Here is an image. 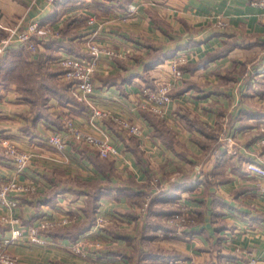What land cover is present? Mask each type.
Here are the masks:
<instances>
[{
  "label": "crops",
  "instance_id": "1",
  "mask_svg": "<svg viewBox=\"0 0 264 264\" xmlns=\"http://www.w3.org/2000/svg\"><path fill=\"white\" fill-rule=\"evenodd\" d=\"M253 1L64 0L49 4L47 0H0L3 26L24 16L41 19L50 29L39 52L31 54L12 44L0 57V136L34 153L19 179L31 178L37 186L35 197L21 195L13 210L0 208L17 219L0 223V236L44 216L58 218L76 207L83 216L87 202L82 197L92 192L98 193L94 212L118 215L133 208L134 197L151 190L157 208L149 210L152 220L144 225L159 228L153 217L172 210L167 203L173 196L194 210L197 221L180 238L156 234L165 250H148L129 264H240L249 256L256 264H264V176L244 167L246 161L261 160L258 126L264 119V7ZM79 11L94 15V22L79 19ZM92 34L102 46L130 52L127 57L102 54L94 92L80 100L69 94L67 81L52 60L60 54L86 53V39ZM225 41L234 43L225 54L202 61ZM154 52L163 54L157 62H151ZM177 52L187 54L189 67L176 80L177 94L167 105L166 115L155 121L133 99L145 82L173 79L168 59ZM23 66L44 69L46 77L39 70L31 77L32 83L43 84L41 104L24 94L29 89L20 87L30 79L20 80L25 78ZM108 76H116L117 81L105 82ZM93 105L137 122L142 134L127 136L109 117H96L119 150L110 160L85 156L71 141L63 156L43 141L66 113L89 129ZM14 171L13 161L2 154L0 176ZM150 174L165 188L157 191ZM75 176L87 180L89 189L79 186ZM54 195L57 200H50L53 206L46 208L42 202ZM124 220L132 221L128 216ZM135 221L143 224L137 217ZM128 224L132 223L124 222ZM91 225L73 237L42 230L49 238L46 244H32L25 233L8 247L37 264H127L111 248L97 255L96 248H91L87 257H80L69 246L83 236L102 237L105 245L119 246L153 238L148 232L138 238L135 227L112 238L101 228L90 232Z\"/></svg>",
  "mask_w": 264,
  "mask_h": 264
},
{
  "label": "built area",
  "instance_id": "2",
  "mask_svg": "<svg viewBox=\"0 0 264 264\" xmlns=\"http://www.w3.org/2000/svg\"><path fill=\"white\" fill-rule=\"evenodd\" d=\"M62 1L64 0H47L49 4ZM253 2L264 7V0H254ZM78 15L79 19L84 20L86 23H92L94 21V17L89 14L87 15L84 11H79ZM219 23L222 24L223 22L220 21ZM49 30L48 24L41 19H27L24 16H21L11 26H3L0 24V31L4 32L0 36V57L5 54L6 50L12 44L25 47L31 54L39 52L38 50L41 46L43 36ZM93 38V36H89L86 39L85 54H60L52 60V63L57 67V70L63 78L71 82L70 88L72 89V93L81 99H86L94 92V73L102 54L112 58L114 56L125 57L126 53L130 52L129 49H126L127 52H117L115 49L105 48ZM187 61V57L182 56H177L172 61V72L176 76V80L183 75V68L181 66ZM176 80L165 83L159 82L158 86L155 84L141 87L139 95L134 99L135 105L150 111L158 110L159 107L172 99L171 90L176 84ZM101 116L109 117L110 112L94 106L93 113L90 116L92 127L89 129L82 128L75 123L74 119L65 116L62 125L53 129L42 139L49 146H53L58 152L65 151L68 141L74 140L77 143H82L93 148L101 157L116 156L119 151L117 144L112 140L109 132L95 122V118ZM114 119L119 131H124L129 135L140 134L141 127L137 122L116 115H114ZM258 128L261 132L258 143L264 148V119L260 120ZM2 148L5 155L13 161L15 171L11 176H0V208L13 210L20 202L21 193L36 191L37 186L35 183L30 180L19 179V175L31 161L34 153L30 149L18 147L8 137L0 136V149ZM245 168L254 174L264 176V149L260 162L255 160L246 161ZM261 190L264 194V186L261 187ZM69 216L67 214L60 219L44 218L36 223L28 224L25 228H14L9 236L4 235L0 237V264H25L11 253L7 247L25 233L29 234L28 236L31 242L46 244L49 238L41 233L42 230H48L59 224H68L72 221ZM14 220L17 219L11 216V214L0 212L1 222L8 223ZM104 220V218L99 217L96 226L101 225ZM240 264H256V259L253 256H249Z\"/></svg>",
  "mask_w": 264,
  "mask_h": 264
},
{
  "label": "rangeland",
  "instance_id": "3",
  "mask_svg": "<svg viewBox=\"0 0 264 264\" xmlns=\"http://www.w3.org/2000/svg\"><path fill=\"white\" fill-rule=\"evenodd\" d=\"M92 16L94 17V20H95V16L94 15H92ZM88 24H90V23H88ZM93 35L94 34H92L90 36H93ZM93 39L95 40V38H93ZM43 47L44 46L41 45L39 47V50L38 51H40ZM104 47L105 48L114 49L113 47H109V46H105V45H104ZM125 51L127 52V50H125ZM128 54L129 53H126V56L125 57H127ZM177 56L187 57V59H188L187 62L189 63V61H190L189 58H188V56H187V54H185V53H179V52H177V53H174V54H172L170 56V58L168 59V66H169V68L171 70V74H172V77H173L172 80L173 81L176 80L175 79L176 76L172 72V65H171V63L174 60V58H176ZM114 57H116V56H114ZM186 63L184 65H182L181 67L183 68V66H185ZM56 68L57 67L54 66V69H56ZM39 71L41 72V74H40L41 76L46 77V75L44 76V69H42V70L39 69ZM95 77H96V71L94 73V82H95ZM19 78H22V77L19 76ZM23 79L26 80V78H24V76L20 80L23 81ZM66 81L65 82L67 83L68 92H70L69 94L71 96H74L75 98L80 99V100H86V99H81V98H78L77 96H75L72 93V89L70 88L71 82L68 81V80H66ZM168 81H171V80H165V81H159V82H164L165 83V82H168ZM159 82H157V81L156 82H152V81L145 82L141 87H144L146 85H155V84H156V86H158L159 85ZM175 83H176V81H175ZM176 84L174 85V87L171 90V95L172 96L177 94L176 93L177 92L176 91V88H177L176 87L177 86ZM22 86H24L25 88H30L28 90V92L25 91L24 94H28V95L33 96L34 98H36L37 103L38 104H41V100H40L41 99L40 98L41 97V95H40V92L41 91L39 90V89H41L40 86L38 87L34 83L33 84H30V83H27V82L24 83V84H22V85H20V87H22ZM138 95H139V93H138ZM137 96L135 98H137ZM134 99H133V102H134ZM171 100L172 99H170L169 102ZM169 102H167L166 104H163L156 111H153V110L150 111V110L145 109V108H142V107L141 108L139 107V108L142 109L148 116H150L152 119H154L156 121L158 119L163 118L166 115V113H167V105L169 104ZM136 107H138V106H136ZM93 108H94V105H93V107H91L90 116L93 113ZM96 108H98V107H96ZM65 116H68V117H71L72 119H74L73 116H72V114H70V113L64 114L63 119L65 118ZM116 116H120V115H116ZM101 117H108V116H101ZM122 117H124V116H122ZM109 118L114 122L115 128L118 129L117 124H116V121L114 119V114H110ZM125 118L126 119H129L127 117H125ZM63 119H62V122H63ZM62 122L60 123V126L62 125ZM122 132H124V131H122ZM124 134H126L127 136H130V137L138 136V135H141L142 134V129L140 131V134H137V135H133V134L132 135L131 134L129 135L126 132H124ZM70 141L73 142V144L83 153V155H85V156H87V155H98V153L93 148H91V147H89V146H87L85 144H82V143H77L74 140H69L68 142H70ZM258 145L261 147V154H260V156L262 157V155H263V149L264 148L259 143H258ZM50 148L52 150L58 152L53 146H50ZM65 150H66V148H65ZM64 152L65 151L58 152V153H60L61 155L64 156V154H65ZM2 154L5 155V153L3 151V148L0 149V156ZM118 154H119V151H118ZM114 157L115 156L103 157V158H107V160H110V158H114ZM145 164L148 165V162H145ZM244 167H245V164H244ZM113 175H114L113 173H110V176L111 177H114ZM150 176H151V174L149 175V177ZM155 176L156 175L151 176V179L153 181L154 187L156 186L155 188H157V191H161L163 188H165L164 187V184H162V183L160 184V181H156L155 179H153ZM74 179H75V182L79 186L80 185L81 186L83 185L87 190L89 189L90 186H86V184H85V183H88L87 180H84L82 178H78L77 176H75ZM80 180H83V182H80ZM30 181L33 182V180H31V178H30ZM147 182L148 183H152L150 181H147ZM33 183L36 184V181H34ZM156 183L159 184V185H157ZM102 187H104V186H102ZM36 192H37V190L35 192L32 191V192H24V193H21V194L19 193V194L22 195V196L23 195H26V194H29L30 196H34L36 194ZM152 194H153V191L147 190L141 196L139 195V196L134 197L135 198V201H134V205L132 206L133 208L125 209V210H120V212L122 214L127 215L132 221L124 220V217H127V216H123L122 214H119V213H118V215H116V214H105V213H102V212L101 213H98V212H94L93 211V220H92V225H91L93 227V229H90V232L95 233V232H97L99 230V228H101L104 231H107L112 238H116V235L118 233H125V232L129 231L128 229L130 227H135L136 229H135L134 232L137 233V237L138 238H141V233H145V232H148L149 235H152L153 236V238L147 239L148 240L147 243H144V242L140 243V241L137 240L138 241L137 242V245L136 244L135 245L134 244H131L130 245L128 243H126L125 245L123 244L121 246L116 245L115 243H110L109 245L108 244L105 245L104 243H102L103 242L102 237H98L96 239L95 238L89 239L88 236L87 237L83 236V237H81L79 239V242L71 243L70 244V246H69L70 247V250H71L70 252L73 253V254H75V255H78L80 257H87V252L91 248H96L95 249L96 251H93L94 253H96V255H97V251H100V250L102 251L105 248H111V250H113L112 253L114 252V253L117 254V256H115V257L124 258L125 259V262H127V264H129L128 262H130V259H133V262H134V259L138 257V260H140L139 257L141 255V253L146 252L148 250L149 251H154V252L159 251V250H165V248H163V245H162V243H163L162 240L163 239H161V238L162 237L165 238L166 237L165 236L166 234L169 237L180 238V236H182L183 230L185 228L186 229L187 228H190V226H192L197 221V215L194 212V210L192 208H190L189 206L185 205V203H183V201L180 198L177 199V196H173V197L170 198L169 203H167V205H169L172 208L173 211L171 213H165V212L163 213V212H160L159 214H157L156 216H154L153 218H156L155 220H157V222H159V226H158L159 228L152 229L149 226L144 225V224H146L147 220H148V222L150 220H152L151 219L152 218V215H151V213H149L150 212L149 210L151 208H157V207L154 206V204L152 202L153 199L155 198V197L152 196ZM90 197L91 196H88L87 197V195L85 197H82V198L86 199V202H87V204L84 207L85 209H84V212H83L84 213L83 216L81 215L82 212L80 213L78 211V209H77L78 207L74 206V207H76V209H73L72 211H70L68 209L69 211L68 210L65 211L64 214H62L60 217H58L60 219V218L64 217V215L69 214L70 215L69 217H71V219H72V221L69 222L68 224H61V225L73 226L75 224L82 223L84 221V219L87 217V214H89L88 212H91L90 210H88V208H89V202L87 200ZM20 198H21V196H20ZM45 199H48V201H44L42 203L46 205V208H48L49 206H51V207L53 206V205L50 204V200L56 201L57 200V196H55V195H54V197L47 196ZM96 199H94V202L96 203L95 204V208L97 207V200ZM36 204H38V201H36ZM37 206H39V205H37ZM85 212H86V214H85ZM134 215L138 218V220H140L141 222H143V224L141 223V224L136 225L134 223V222H136L135 221L136 217ZM45 217H47V216L42 217V219H44ZM72 217H75V218H72ZM99 217H102L105 220L103 221V223L101 225L98 224L99 226H96V222H97V219ZM132 217H135V218H132ZM39 219H41V218H39ZM39 219H36V222H37V220L39 221ZM124 222H131L132 224L131 225H129V224L128 225H124ZM0 223L6 224V222H1V221H0ZM61 225L59 224L57 226H61ZM54 227H56V226H54ZM54 227L49 228L48 230H51ZM156 234H158L159 236L160 235H163V236H160L161 237L160 238V237H157ZM26 235L28 236L29 234L26 233ZM0 237H2V236H0ZM28 238H29V236H28ZM151 239H153L152 241L154 243H149ZM32 244H33V242H32ZM7 248L9 249V247H7ZM9 251L11 253H13L10 249H9ZM13 254L15 256H17L25 264H37V263L29 262L28 260H25L24 258L18 256L15 253H13ZM96 255L94 256V258L96 257ZM109 261H111V259H109Z\"/></svg>",
  "mask_w": 264,
  "mask_h": 264
},
{
  "label": "trees",
  "instance_id": "4",
  "mask_svg": "<svg viewBox=\"0 0 264 264\" xmlns=\"http://www.w3.org/2000/svg\"><path fill=\"white\" fill-rule=\"evenodd\" d=\"M234 43H228L227 41L223 42V44L215 49V50H212L210 52H208L205 57L203 58L202 61H205L208 59V57H216L218 55H223L226 53V51L228 49L231 48V46L233 45ZM161 55H163L161 52H154L151 56V62H157L159 61ZM35 64V63H34ZM24 69L21 70V72L23 73V75H25V78L26 80H28V78H30L28 81L30 84H33L31 81L32 80V76H33V73L34 71H38L39 70V67L37 68H31L28 70V66H23ZM189 67V63L186 64L185 66H183V70L185 68H188ZM105 82H113L115 83L117 81V78L116 76H113V77H105L103 79ZM38 87L40 86L41 89H39L40 91L42 90V87H43V84H36ZM21 88H24V89H30V88H25L24 86H22ZM43 92V91H42ZM41 93V92H40ZM94 159V158H93ZM97 164H99V162L97 160H95ZM97 195L98 193H94L92 192V195L91 197L89 198V208L88 210H90L91 212H88L89 214H87V217L84 219V221L80 224H75L73 226H56L54 227L53 229L50 230V233H52L54 236L55 235H58V236H69V237H73L77 231H81V230H84L86 229L91 223H92V220H93V211L95 210V202H94V199L97 198ZM173 210L171 211H168L167 213H171Z\"/></svg>",
  "mask_w": 264,
  "mask_h": 264
}]
</instances>
